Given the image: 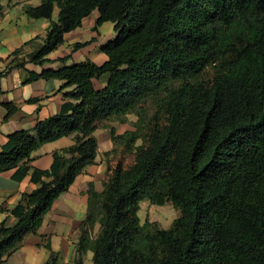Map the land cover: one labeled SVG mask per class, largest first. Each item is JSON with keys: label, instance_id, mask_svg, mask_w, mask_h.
I'll list each match as a JSON object with an SVG mask.
<instances>
[{"label": "trees", "instance_id": "obj_1", "mask_svg": "<svg viewBox=\"0 0 264 264\" xmlns=\"http://www.w3.org/2000/svg\"><path fill=\"white\" fill-rule=\"evenodd\" d=\"M2 10L0 3V16ZM95 10V27L111 22L115 32L101 47L103 64L25 70L24 84L56 79L60 90L71 89L33 133L7 136L0 173L15 168L13 178L21 180L43 144L71 135L73 144L53 153L49 169L32 170L37 187L9 211L16 222L0 224V261L37 233L54 201L94 162V131L109 120L124 123L150 99L155 110L145 128L142 112L133 130L118 135L108 126L107 155L122 143L133 158L126 167L108 166L101 193L90 188L74 264H83L88 250L92 264H264V0H40L24 14L50 23L27 61L43 65ZM88 43L73 44L71 52ZM105 74L106 85L95 89L93 80ZM3 106L5 118L17 109ZM143 200L168 202L179 216L166 229L141 224ZM45 248L44 264H58L57 253Z\"/></svg>", "mask_w": 264, "mask_h": 264}, {"label": "crops", "instance_id": "obj_2", "mask_svg": "<svg viewBox=\"0 0 264 264\" xmlns=\"http://www.w3.org/2000/svg\"><path fill=\"white\" fill-rule=\"evenodd\" d=\"M3 6L0 16V72L10 70L0 77V151L7 140V136L19 130L34 132L38 121L44 120L60 111L63 103V92L60 90L63 81L39 79L31 83H23L25 70L40 73L43 69H57L64 65L90 60L97 65L103 64L107 56L101 47L112 40L115 32L109 34L106 40L101 38L100 28L95 27L98 16L93 11L83 18L81 26L64 34V42L56 50L47 55L48 61L43 65L33 64L28 60V54L36 49L44 36L50 21L48 19H31L24 14V7L37 6L40 0H0ZM58 10V9H57ZM52 20L53 16H52ZM39 36L40 40L25 47L18 55L11 56L16 48L25 42ZM89 42L80 49L71 52L75 43ZM61 59H65L61 61ZM24 62V68L15 64ZM108 80V74L93 80L95 89H102ZM37 99L36 102L28 100ZM3 103H11L17 109L8 118H5L6 109ZM124 123L109 120L104 122L93 133L97 140V152L94 162L84 168L67 191L62 193L44 215L43 222L36 234L24 237L21 246L0 264H44L49 256L45 248L49 244L51 250L57 253L58 264H74L78 258L77 242L80 237V228L88 211L89 191L92 187L95 192L101 193L104 189L108 161L113 153L107 155L113 148V142L108 126L115 129L120 135L130 128L127 118ZM132 121V120H131ZM106 126V127H104ZM73 144V136L62 137L53 142L43 144L31 155L30 170L21 180H15V168L0 173V224L11 226L16 222L10 210L18 204L22 195L33 191L37 185L31 182L33 169H49L53 153ZM92 250L83 256V264H92Z\"/></svg>", "mask_w": 264, "mask_h": 264}, {"label": "rangeland", "instance_id": "obj_3", "mask_svg": "<svg viewBox=\"0 0 264 264\" xmlns=\"http://www.w3.org/2000/svg\"><path fill=\"white\" fill-rule=\"evenodd\" d=\"M58 15L57 7L55 6L52 12L53 19L56 20ZM101 38L106 40L109 34L114 33L113 24L111 22H103L100 26ZM139 109L135 110L133 113L128 114L130 119V124L126 125V128L129 127L130 130H133V122L137 119V114L142 112L143 122L140 123L141 128H145L146 122L153 114L155 107L152 104L150 99L145 100L143 103L139 105ZM132 120V121H131ZM142 143V140L139 139L136 141V145ZM115 151L113 152V156L109 159L108 166L113 167L114 165H121L122 167H126L133 158V154L127 152L122 143L115 144ZM138 216L140 219V223L144 224L146 221L156 223L158 227L162 229H166L171 225V222L179 216V211L173 208L170 203H165L164 205H153L148 200H143L140 202V208L138 211ZM99 232V224L95 223L92 226V238H96Z\"/></svg>", "mask_w": 264, "mask_h": 264}]
</instances>
